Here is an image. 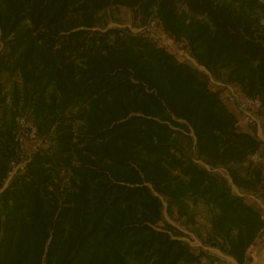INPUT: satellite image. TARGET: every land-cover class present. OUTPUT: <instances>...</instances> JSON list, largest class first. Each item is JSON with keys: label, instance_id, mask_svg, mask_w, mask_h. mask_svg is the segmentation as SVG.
<instances>
[{"label": "trees", "instance_id": "16d2710c", "mask_svg": "<svg viewBox=\"0 0 264 264\" xmlns=\"http://www.w3.org/2000/svg\"><path fill=\"white\" fill-rule=\"evenodd\" d=\"M119 7L171 46L108 27ZM263 17L262 0H0V264H227L181 238L162 196L179 218L202 203L204 242L251 261L264 141L227 85L264 114ZM21 115L48 147L20 150Z\"/></svg>", "mask_w": 264, "mask_h": 264}, {"label": "rangeland", "instance_id": "374dc122", "mask_svg": "<svg viewBox=\"0 0 264 264\" xmlns=\"http://www.w3.org/2000/svg\"><path fill=\"white\" fill-rule=\"evenodd\" d=\"M104 20L107 21L108 27H127L135 32L140 28L137 26L138 21L134 20L133 11L127 7H119L108 10L104 15ZM199 68L203 70L205 69L202 66H199ZM7 87H10V83L7 84ZM31 143L34 144L35 142L31 141ZM183 143L186 144L185 141H183ZM198 162L200 165L206 167L204 161L198 160ZM216 170H218L217 172L221 175L224 174L229 178L227 171L223 168H217ZM10 179L11 176L6 181V184ZM162 199L164 202V218L183 232V235L181 236L183 240L195 247H203L207 249V251L213 256L224 260L221 258L222 256H217V254H215V252L225 254L224 252H222L216 246L206 244L203 240V237H206V232L210 229L212 215L211 211L206 206H204L202 203L192 205L189 201L192 208V213L194 214L193 218H179L174 208L171 210L167 208L166 198L162 196ZM250 254L252 256V260L247 261L246 264H264V239L260 241L256 247H253ZM224 261L226 262V260Z\"/></svg>", "mask_w": 264, "mask_h": 264}, {"label": "built area", "instance_id": "2783aa9c", "mask_svg": "<svg viewBox=\"0 0 264 264\" xmlns=\"http://www.w3.org/2000/svg\"><path fill=\"white\" fill-rule=\"evenodd\" d=\"M262 1L264 2V0ZM261 23L264 24V17L262 18ZM142 29L146 30L148 34L151 35V37L159 40L162 44L171 46L167 34L159 30L156 20L153 19L149 21L146 25L139 28V30ZM180 53L185 54L188 58H191L187 53H185L182 50L180 51ZM214 82L218 84H224L220 81H214ZM227 86H228V93H227L228 100L235 103L238 110L245 117V120H247L249 123L253 125L259 124L262 117L261 110L263 108V104L260 98L241 94L232 85H227ZM15 139L21 151L26 149V143L29 140L35 142L34 144H31L32 152L37 151L41 146L48 147L47 140H44L43 138L38 136L37 127L33 124V122L30 121L26 116H22V115L17 117V128L15 131ZM252 159L256 162L264 161L263 157L257 153L252 156ZM25 162L26 160L23 159L21 162L14 164V167L10 173L11 176L17 171V169L23 168ZM262 186L264 188V179L262 182ZM257 200L258 201L260 200V203L262 201L259 198ZM261 205L264 208V202L261 203ZM203 261L207 262L205 257L203 258ZM215 264H219V262L215 261Z\"/></svg>", "mask_w": 264, "mask_h": 264}, {"label": "crops", "instance_id": "0c3cea01", "mask_svg": "<svg viewBox=\"0 0 264 264\" xmlns=\"http://www.w3.org/2000/svg\"><path fill=\"white\" fill-rule=\"evenodd\" d=\"M255 129H256L257 135L264 141V114L261 117L260 123L255 125ZM205 165H206V168L210 169L209 165H207V164H205ZM229 179H230V182H231V186H232L233 192L236 193V194L242 195L243 191L239 187H237L235 184L232 183L231 178H229ZM259 202H260V200H259ZM261 203H263V202L261 201ZM215 254H217V256H222L221 258L226 260V262L228 264H239L237 262V260L234 257L230 256V255L222 254V253L220 254V253H216V252H215Z\"/></svg>", "mask_w": 264, "mask_h": 264}]
</instances>
